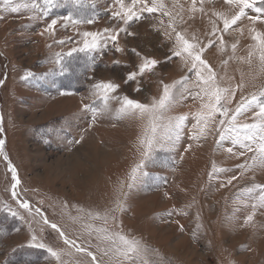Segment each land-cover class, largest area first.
I'll use <instances>...</instances> for the list:
<instances>
[{
	"label": "rangeland",
	"instance_id": "obj_1",
	"mask_svg": "<svg viewBox=\"0 0 264 264\" xmlns=\"http://www.w3.org/2000/svg\"><path fill=\"white\" fill-rule=\"evenodd\" d=\"M34 2L13 0L12 6L28 7L11 12L0 0V139L5 142L4 155H0V264H92L90 257L65 245L51 224L94 253L99 264H111L97 248V234L85 230L86 223L141 241L153 250L149 264H264V206L260 199L264 196V165L255 145L251 151L234 146L233 133H226L220 141L216 124L206 136L190 139L196 134L192 126L200 100H194L185 89H199L194 87V75L188 66L178 57L166 59L174 42L163 34L169 18L142 13L139 21L126 26L112 15L119 10L116 0H61L46 16L40 14L39 4L32 7ZM164 3L173 12L184 9V20L180 22L177 17V29L189 39L194 34L205 44L209 39L214 41L203 58L222 87H235L244 74V87L237 89L226 105L230 114L242 98L259 96L264 90V74L258 73L255 59L251 66L240 60L247 57L253 44L248 31L252 25L246 17L226 33L217 31L211 36L214 26L223 29L213 12L230 17L235 11L224 0H204V12L191 14L188 9L192 0ZM65 15L94 22L65 28L60 19ZM53 19H57L54 34L45 32ZM254 27L264 32V24L258 22ZM106 28L114 34L119 32L115 46L110 40L105 46L104 34L98 49L66 55L73 48L83 47L81 33H104ZM116 46L122 51L117 52ZM58 54L63 58V73L55 62ZM142 57L159 63L153 71L138 77L139 83H125ZM26 73L32 75L23 79ZM185 77L189 80L182 83ZM106 82L119 85L113 96H127L144 104L158 100L164 85H174L173 103L161 123L166 125L169 118L187 115L179 137L162 127L158 142L149 156L143 157L138 143L146 121L139 116L118 118L117 100H110L105 109L101 97L92 92L93 85ZM85 105L98 109L95 119ZM254 122L253 109H249L237 124ZM227 148L233 152H227ZM141 161L145 164L141 172L147 175H141L129 189L131 169ZM9 164L20 180L17 198L12 195ZM214 166L220 171L214 172ZM120 182L127 193L126 211L115 213L120 227L88 220V212L103 213L113 206ZM76 194L85 197L78 200ZM18 200L28 202L31 214L19 206ZM36 209H40V215L35 214ZM249 215L252 220L246 224ZM33 236L46 247L29 246ZM49 247L61 254L59 261L47 251Z\"/></svg>",
	"mask_w": 264,
	"mask_h": 264
},
{
	"label": "snow or ice",
	"instance_id": "obj_2",
	"mask_svg": "<svg viewBox=\"0 0 264 264\" xmlns=\"http://www.w3.org/2000/svg\"><path fill=\"white\" fill-rule=\"evenodd\" d=\"M64 3H67L68 0H63ZM73 3H77L78 0H72ZM3 5L10 10L11 12H18L21 6L28 7V4L23 5H13V0H2ZM61 0H35L32 4V7L35 9L37 4L40 5L39 11L42 16H46L49 11L53 8H56L60 5ZM116 3L119 5V10L114 12L113 17H119L123 21L124 25H129L132 21H139L142 18V13H160L162 16L168 17V23L163 32L168 39L173 40V46L171 48V56L166 59L171 60L174 57H178L186 66H188V71L194 75V87L198 88L199 91H189L187 88L185 91L192 98L200 100V110L194 114L195 123L193 124V129L195 130V135L190 136V139L199 140L200 138L206 136L207 132L211 130V126L216 124V131L220 133V141L225 139L226 133H233L232 144L239 145L241 148L246 150H253V145H255V152L257 153L260 163L264 165V102H261V98H264V90H261L259 96L252 95L248 99H243L239 103L234 111L226 107L227 104L232 102V99L236 95L237 89L244 87L243 84V73H241V82L235 87H222L217 80V74L208 64V62L203 58V54L206 49L210 48L214 41L209 39L205 44L201 42L194 34L189 39L182 31L177 29V17L180 18V22L184 20L182 15L184 9L181 7L179 11L169 10L164 0H116ZM204 0H200V7H197V0H192V4L188 9V12L195 13L197 11L204 12L203 8ZM226 5H229L231 8L235 9L234 13L229 17L224 13L213 12V15L217 19L221 20L223 23V29H218L213 27L211 36H215L217 31L227 32L233 25H236L242 18H247L252 27L248 29L250 38L253 41V44L249 46V51L247 57H241V62H246L250 66L255 59L257 61V70L258 73L264 74V32L257 31L254 27L258 22L264 24V0H224ZM246 10H251L255 15L249 14ZM189 19H192V15H189ZM64 21L63 27L67 28L71 25H78L82 23H93V19H77L72 15H65L60 17ZM164 21L161 20V24ZM57 24V19H53L45 28V32L54 34L55 25ZM119 31H125L124 28H120ZM107 34L104 43L105 46L107 41H112L115 46L119 32L115 34L111 29H104V33H93V32H84L81 33V36L84 39V44L82 48H73L66 55L71 56L72 52L75 51H94L100 47L101 37ZM132 35V33H128ZM221 48L223 51V37H219ZM59 43H64V41H59ZM233 51L236 49V44L232 45ZM117 52L122 51L118 46L115 47ZM135 51V50H133ZM139 56V53H136ZM142 62L137 66V70L132 71L127 74L125 83H128L133 80H137L138 77L143 76L146 72L153 71L159 61L150 58H141ZM56 64L60 65L61 72L65 71V66L63 65V58L57 56ZM118 64V61H114ZM226 63V62H225ZM31 73H26L23 79H28L31 77ZM189 77H185L182 83H187ZM3 83V81H0ZM137 83L139 81L137 80ZM174 85H164L162 94L159 99H153L151 103L144 104L138 101L129 99L127 96H113L112 94L117 91L119 85L112 82L106 83H97L93 85V95L101 97V101L105 107L108 109L110 100H117L120 107L116 110L117 117L125 116H139L141 119L146 121L143 135L139 139L138 148L141 150V155L143 157H148L151 149L154 144L158 142L160 129L163 127L165 132L170 134L175 131L176 136L179 137L180 130L184 124V121L187 120V115L169 118L166 125H162V121L165 119L164 113L167 111L173 103V89ZM136 91H140V88L137 87ZM66 94V93H61ZM185 97H181L184 99ZM85 110L93 112V119H95V113L98 109L90 108V106L85 105ZM249 109H253V118L256 122L248 124L244 123L238 125L237 121L239 117L247 112ZM258 109V110H257ZM219 116V120H216V117ZM3 129L0 128V132ZM218 141V143L220 142ZM4 140L0 139V155H4L3 146ZM187 151V149H185ZM227 152L232 153V148H227ZM243 155V153H239ZM254 161L257 159L256 156L252 158ZM5 160L7 157L5 155ZM145 167L143 161L137 164L131 169L129 176V183L127 187L131 189L134 183L139 179L141 175L146 176V172H141ZM247 167L251 168V165ZM8 170L11 173V189L12 195L14 198H17V188L20 184V180L16 173L14 167L11 164L8 165ZM215 171H220L213 168ZM211 175V174H210ZM231 179H235L232 177ZM231 179L228 181L231 183ZM125 187L123 182H120L116 188V196L113 201V206L106 209L103 213L100 212H88L87 219L91 221H102L103 225H109L110 223L119 228L120 224L117 223V218L115 213H123L126 211V196L127 193L123 191ZM261 191H264V187H261ZM261 205L264 206V196L260 197ZM19 206L28 210L31 214V208L27 201H19ZM255 207V205H253ZM36 215H40V209L35 210ZM13 216L16 215L15 212L12 213ZM252 220V216L249 215L245 219L247 224ZM45 224H48V220H44ZM52 229L57 231L60 234V237L63 239L64 244L68 245L70 248H75L78 253L86 255L91 258L92 264H99L97 257L94 253L87 251L85 248L78 245L75 241L69 240L65 233L56 225H50ZM85 230L91 234L95 232L96 238L100 241V244L97 245L98 250L102 255L109 257L111 264H149L148 256L153 253V250L149 249L147 246L143 245L141 241L135 238H129L122 232L110 231L108 227L104 226H93L92 224H85ZM101 245H105L101 247ZM31 247H40L45 248V244L42 242H37L36 237H32V242L29 244ZM47 251L50 255L55 258L57 261L60 260L61 254L52 248H47ZM155 264V262H153Z\"/></svg>",
	"mask_w": 264,
	"mask_h": 264
},
{
	"label": "bare ground",
	"instance_id": "obj_3",
	"mask_svg": "<svg viewBox=\"0 0 264 264\" xmlns=\"http://www.w3.org/2000/svg\"><path fill=\"white\" fill-rule=\"evenodd\" d=\"M91 152H92V151H91ZM89 189H90V190H89ZM89 189H88V190H89V192H90V194H91L93 191H92L91 188H89ZM89 192H88V193H89ZM88 193H85L86 197H87V194H88ZM76 195H77V194H76ZM77 196H78V198H79L78 200H80V199H82L83 197H85V196H83V195H77ZM132 213L135 214V212H132ZM132 215H133V214H132ZM222 263H223V262H222Z\"/></svg>",
	"mask_w": 264,
	"mask_h": 264
}]
</instances>
